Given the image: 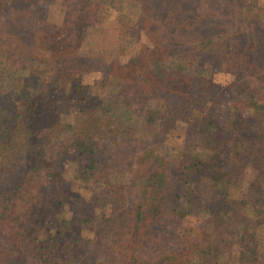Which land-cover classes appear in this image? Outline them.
Instances as JSON below:
<instances>
[{
	"label": "trees",
	"instance_id": "16d2710c",
	"mask_svg": "<svg viewBox=\"0 0 264 264\" xmlns=\"http://www.w3.org/2000/svg\"><path fill=\"white\" fill-rule=\"evenodd\" d=\"M40 1L0 0V264H264V177L247 176L264 174V15L228 0H129L117 28L138 42L136 59L123 71L113 58L109 83H90L109 93L92 104L80 49L107 16L102 0H57V14ZM173 39L199 43L208 67L172 63ZM220 65L228 83L216 80ZM189 126L209 158L169 151ZM72 127L85 200L60 192L55 151ZM110 174L124 180L106 185Z\"/></svg>",
	"mask_w": 264,
	"mask_h": 264
},
{
	"label": "rangeland",
	"instance_id": "374dc122",
	"mask_svg": "<svg viewBox=\"0 0 264 264\" xmlns=\"http://www.w3.org/2000/svg\"><path fill=\"white\" fill-rule=\"evenodd\" d=\"M128 1L129 0H102L103 7L105 8L103 14L106 13L107 16L104 15L105 18H103L101 26H89V32L80 49V53L83 56L87 66V72L83 79L84 84L93 83L96 80H99L102 76H105L107 78L106 80L109 83V78L107 77L109 67L113 58H115L116 56H119L122 62L123 71H127L130 67H132V63L136 59V54L139 48L138 42L134 41V36H128L122 31L120 32L117 28V24L121 16L120 14L128 11L131 7V2L130 4H127ZM211 1H214L216 3L221 2L220 0ZM232 1H236L244 8L246 16H253L257 13L264 15V0H228V2ZM39 6L42 9H49L50 11L56 14L58 13L60 8V4L57 0H41ZM203 6L206 9V6L208 5L203 4ZM228 7L229 6H227V3H220L217 13L220 14L221 12V14L223 15L229 14ZM184 15L185 14H182V16ZM228 28L232 30L231 34H239V26H236L234 28L230 24ZM166 49L170 59L172 60V63L186 68L189 72H196L203 69L204 67H208L207 59L201 51V45L197 42L185 43L180 39H173L168 42ZM262 50L264 51V40L262 41ZM215 68L220 71L215 70ZM212 70L216 71L215 76L218 82L228 83L232 80V76L229 74V72L224 70L223 65L212 67ZM52 83L53 81H45V83H43L42 85L45 88H48L49 86L52 87ZM53 89L55 91V88ZM109 90L110 89L108 88L105 80H103L102 82H98L96 85L90 84L89 102L95 104L102 101L103 98L108 95ZM61 109L62 114L66 118V120L72 123V125H75L77 115L79 114V107L74 105L71 101H68L67 103L64 102L62 104ZM116 111H118L117 114L123 118L121 134H123V136L125 137H129L131 135V130L129 127L131 112L129 110L124 109L123 106L122 108L120 106V108ZM74 133L75 130L72 127L71 131L68 132L67 137L61 139L60 143L57 144L55 151L56 153H59V159L58 162H56L57 166L62 169L65 168V173L63 175L65 186L60 187V192L64 194H74V196H81L82 199L85 200L89 198L91 192L85 187L84 183L80 179L75 177L78 174V171H76L75 169H78V162H75L77 160V155L73 153L69 145L72 140L71 136H73ZM196 133L197 132L192 129V126H189V129L186 133L182 132L180 133L181 136L179 135L176 136L175 139H172L171 143H169L168 145V147H170L169 151H171L172 153H182L185 148L194 147L196 148V150L199 151L200 157L206 159L209 158V150L201 148L194 142L193 138L195 139ZM174 144H177L176 148H174ZM256 171L257 170H254L252 168L247 169L248 178L255 179L256 177L257 179H259V177H264V174H261V172L258 173ZM123 180L124 179H122L121 175L110 174L104 177L102 179V182H106L105 184L107 185L108 183V185L110 186L112 184H119ZM262 182H264V179ZM240 186L243 187L242 185ZM186 189L189 191L188 186ZM194 198L195 201L198 203L201 199V194L196 192L194 194ZM72 204L67 205V208H71ZM89 205V210L92 216L97 219L102 209H98L94 204L91 203ZM103 209H105V207ZM82 232L85 235H92L91 230L85 229ZM180 240H178V242H180ZM171 247H174L173 243Z\"/></svg>",
	"mask_w": 264,
	"mask_h": 264
}]
</instances>
